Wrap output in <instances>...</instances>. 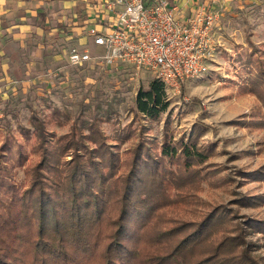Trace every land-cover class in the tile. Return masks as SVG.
Here are the masks:
<instances>
[{
  "label": "trees",
  "instance_id": "1",
  "mask_svg": "<svg viewBox=\"0 0 264 264\" xmlns=\"http://www.w3.org/2000/svg\"><path fill=\"white\" fill-rule=\"evenodd\" d=\"M236 59L248 73L242 88L264 105V45L260 51L252 44ZM168 107L154 77L137 90L134 121H159ZM133 123L117 124L111 135L94 119L61 135L44 124L21 127L35 158L25 165L28 153L17 142L12 166L24 171L18 184L3 162L2 151H12L1 146L0 264H264L247 238L264 237V218L237 217L226 205L195 221L170 215V207L196 199L195 165L210 150L201 148L200 134L177 137L165 119L158 140L144 133L148 125ZM132 137L122 159L119 146ZM238 171L264 181V164ZM253 196L239 199L256 203Z\"/></svg>",
  "mask_w": 264,
  "mask_h": 264
},
{
  "label": "rangeland",
  "instance_id": "2",
  "mask_svg": "<svg viewBox=\"0 0 264 264\" xmlns=\"http://www.w3.org/2000/svg\"><path fill=\"white\" fill-rule=\"evenodd\" d=\"M180 1L175 3L177 8ZM199 2L187 6L185 15ZM85 3L54 0L40 11H29L26 19L18 18L24 7L7 3L11 9L0 28V149L6 142L12 154L2 151L4 164L12 166L18 141L28 153L25 165L35 158L21 127L32 131L44 124L47 130L61 135L74 123L85 126L94 119L111 135L117 124L134 122L148 125L144 133L159 140L167 119L177 137L197 132L201 148L210 149L206 160L195 165V201L170 207V215L195 221L209 209L226 205L237 217L264 218V181L238 173L264 164V105L257 94L242 88L248 73L236 59L239 53L245 58L252 44L263 49L264 0H206L212 16L208 32L212 55L207 71L186 80L179 92L166 91L169 107L159 121H134L135 96L139 87L154 78L150 70L128 63L110 67L100 62L68 63L66 47L79 40L76 34L86 19ZM21 20L26 24L23 31L5 28ZM134 140L132 137L120 144L122 159L123 150ZM11 172L15 183L24 180L23 166H12ZM174 191L171 189L172 194ZM253 195L256 203L240 202L239 198ZM247 238L256 243L253 254L264 260V237L257 233Z\"/></svg>",
  "mask_w": 264,
  "mask_h": 264
},
{
  "label": "built area",
  "instance_id": "3",
  "mask_svg": "<svg viewBox=\"0 0 264 264\" xmlns=\"http://www.w3.org/2000/svg\"><path fill=\"white\" fill-rule=\"evenodd\" d=\"M184 17L169 0H98L91 4L90 26L69 42L66 58L72 65L128 63L146 68L165 90L179 92L184 82L207 71L212 53V24L206 0Z\"/></svg>",
  "mask_w": 264,
  "mask_h": 264
},
{
  "label": "crops",
  "instance_id": "4",
  "mask_svg": "<svg viewBox=\"0 0 264 264\" xmlns=\"http://www.w3.org/2000/svg\"><path fill=\"white\" fill-rule=\"evenodd\" d=\"M54 0H0V28L3 26L2 21L4 20L5 15H8L9 11H10V7H8L7 3L12 5V2H15L16 6H21L24 7V12L21 13L20 16H18V18L21 19H26L28 16V12L29 11H40V8H44L47 3L53 2ZM86 1V19L83 20L82 24H80L78 26L79 31L77 32L76 35H80L81 33H83L87 27H89L90 25L86 23L88 16H89V12H90V5L95 4L98 0H85ZM173 3H176L177 0H169ZM199 1V0H198ZM194 2H196V0H182L180 1V4H178L180 8H177V15L179 17H184L187 10V6L193 4ZM52 4V3H51ZM34 6V9L33 7ZM187 10V11H186ZM25 22L23 20H21L20 22H12L9 24L5 25V28L7 29V31H13L14 29H16V31H23L25 28ZM16 27V28H15ZM80 33V34H79Z\"/></svg>",
  "mask_w": 264,
  "mask_h": 264
}]
</instances>
